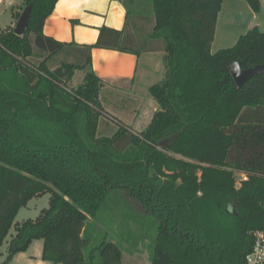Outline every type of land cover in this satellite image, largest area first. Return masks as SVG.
Here are the masks:
<instances>
[{"label":"trees","instance_id":"16d2710c","mask_svg":"<svg viewBox=\"0 0 264 264\" xmlns=\"http://www.w3.org/2000/svg\"><path fill=\"white\" fill-rule=\"evenodd\" d=\"M58 1L24 0L15 14L33 5L24 35L0 31V254L20 209L50 193L36 219L17 223L2 264L39 239L55 264H122L146 240L152 264H247L264 230V74L239 87L230 65L264 64V31L212 52L223 0H152L145 41L103 26L79 45L44 33ZM154 43L167 68L149 88L160 109L140 133L118 121L98 136L93 48L140 54ZM61 54L58 76L49 62ZM78 69L84 82L69 88Z\"/></svg>","mask_w":264,"mask_h":264},{"label":"crops","instance_id":"0c3cea01","mask_svg":"<svg viewBox=\"0 0 264 264\" xmlns=\"http://www.w3.org/2000/svg\"><path fill=\"white\" fill-rule=\"evenodd\" d=\"M225 1L223 0L222 10L218 17L212 52L226 47L228 41L235 43L238 40V36L234 35L231 27L220 33L223 25L231 26L234 15L237 17V11L234 12V9L230 12L226 11ZM260 1V12L250 9L257 20V14L264 10L263 0ZM21 2L22 0H0V25L14 27L12 11L14 8L20 10ZM9 9L10 15L7 16ZM224 12H227V15L225 19H222ZM153 17L152 0H59L55 10L45 22L44 33L62 42L84 45L95 43L99 37L100 28L108 26L117 30L125 28L127 33L135 37L137 43H140L148 38V31L153 29ZM262 19L255 25L252 20L249 27L258 26L261 30L264 29V18ZM215 44L218 47H215ZM152 47L151 50H140V54L117 49L93 48L92 68L102 79L101 90L112 88L124 92L141 93L142 89L149 90L153 85L149 82L150 79L166 77L165 51L161 49L160 43H154ZM145 100L154 109L159 110L160 105L152 95ZM120 120L128 126L124 120L121 118ZM39 240H34L27 251L17 253L9 264H55L42 259L43 240L42 242ZM3 254L1 251L0 256ZM4 260L1 258L0 264Z\"/></svg>","mask_w":264,"mask_h":264},{"label":"rangeland","instance_id":"374dc122","mask_svg":"<svg viewBox=\"0 0 264 264\" xmlns=\"http://www.w3.org/2000/svg\"><path fill=\"white\" fill-rule=\"evenodd\" d=\"M23 1L24 0H22L21 2L22 4ZM225 3H226V11L230 12L232 9H234V12L237 11L236 14L237 17L234 15V18L231 21V26L223 25L220 28V33L224 32L225 29L228 30L231 27L233 29L232 32L234 33V35H237L239 39L241 35L245 34L248 30L252 28L249 27V24L252 22V20L255 25L257 22L262 21L263 20L262 18H264V10H263L262 13L257 14L258 20L255 19L252 14L253 12H250L251 6L245 0H238V1L226 0ZM263 4H264V0H263ZM17 5L18 3L16 4V7ZM18 11L19 10H16V8H14L12 11V16L14 17V21H13L14 27L16 26V23L18 21V19L15 17V14ZM21 11L23 12V10ZM9 13H10V9L8 10L6 15L9 16L10 15ZM226 15L227 12H224L222 14V19H225ZM7 27L10 28L11 26H7ZM7 27L0 25V31L6 29ZM262 30L264 31V29ZM230 42L228 41L227 45H225L226 47L223 48L233 46L237 42V40L235 41V43H230ZM215 47H218V45L215 44ZM62 59H68V57L64 54H61L56 56L54 59H51L49 62L51 68L55 70L60 68L59 64ZM30 61L32 63H39V61H41V58L32 57ZM85 72L86 71L82 69L76 70L74 77L69 82V88L73 89L81 85L84 82ZM164 79L165 76L163 78L159 77V78L150 79L149 82L151 84H155L161 82ZM150 95H151L150 91L146 90V88L142 89L141 93H135V92L131 93L127 91L124 92L112 88H105L101 90L100 99L105 114H103V116L100 119L98 136H112L119 128L118 121H121L120 118L124 120L128 124V126L136 132L140 133L141 130L146 129L153 119L152 116H154V114L157 112V109H154L145 100L146 98L150 97ZM158 109H160V107ZM244 178L245 176L242 173L240 172L236 173V180L238 187L240 186L241 180ZM49 200H50V193H46L42 196H37L32 198L26 206L20 209L18 215L16 216L10 234L7 236L1 248V251L4 254L3 256H0V259L1 258L6 259V256L8 254L9 240L12 238V235L16 233L17 223H21L29 218L36 219L40 214L41 210L49 206ZM110 226H112V224ZM106 229L108 228L103 227V230ZM114 239L119 241V238L117 236H114ZM39 242H42V240L40 239ZM151 253H152L151 242L149 240L143 241L136 251L124 252L122 264H152Z\"/></svg>","mask_w":264,"mask_h":264},{"label":"water","instance_id":"95a60500","mask_svg":"<svg viewBox=\"0 0 264 264\" xmlns=\"http://www.w3.org/2000/svg\"><path fill=\"white\" fill-rule=\"evenodd\" d=\"M32 6L33 5L30 4L23 10L20 18L16 23L15 32L20 36L24 35L25 29L29 24ZM230 71L237 85L241 87L246 81L250 80L255 75L264 74V64H260L248 69H243L240 62L234 61L230 65ZM55 72L58 76L62 75L61 68L56 69ZM169 142L170 139H167L166 141H162L160 145L163 147H167Z\"/></svg>","mask_w":264,"mask_h":264},{"label":"built area","instance_id":"2783aa9c","mask_svg":"<svg viewBox=\"0 0 264 264\" xmlns=\"http://www.w3.org/2000/svg\"><path fill=\"white\" fill-rule=\"evenodd\" d=\"M246 260L247 264H264V230L254 233V245Z\"/></svg>","mask_w":264,"mask_h":264}]
</instances>
